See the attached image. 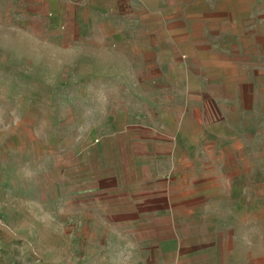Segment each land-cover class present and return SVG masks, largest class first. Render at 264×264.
<instances>
[{"label": "rangeland", "instance_id": "rangeland-1", "mask_svg": "<svg viewBox=\"0 0 264 264\" xmlns=\"http://www.w3.org/2000/svg\"><path fill=\"white\" fill-rule=\"evenodd\" d=\"M195 1L0 0V183L17 181L15 189L21 188L19 220L7 224L15 231L0 224L1 264H131L119 261L123 247L111 232L98 229L94 216L86 217L84 245L67 252L60 210L47 201L56 195L47 172L53 155L99 140L95 130L102 114L139 110L134 94L177 91L164 62L166 47L173 30L183 31V44L204 41L205 21L196 23ZM180 61L184 66L191 59L183 53ZM246 90L252 103L245 104L246 112L252 113L259 97H252L253 88ZM220 143L215 137L208 155L198 146L186 152L194 158L190 169L211 173L212 187L220 192L212 219L228 220L227 229L214 233L228 246L229 263L264 264V134L249 119L244 136ZM204 186L198 181L189 187ZM196 201L204 208L206 202ZM69 233L76 243L78 232Z\"/></svg>", "mask_w": 264, "mask_h": 264}, {"label": "crops", "instance_id": "crops-1", "mask_svg": "<svg viewBox=\"0 0 264 264\" xmlns=\"http://www.w3.org/2000/svg\"><path fill=\"white\" fill-rule=\"evenodd\" d=\"M217 1L194 2L196 23L205 21L204 41L190 38L183 44L178 40L183 31L169 33L173 42L166 47L164 62L176 92L167 90L158 97L134 94L139 110L102 114L95 130L99 140L87 139L78 149L52 156L54 165L47 174L54 179L56 195L46 197L60 210L67 252L70 246L84 245L86 217L94 216L100 221L98 229L111 232L110 238L123 247L121 262L230 264L225 255L229 248L217 238V232L229 227L228 220L212 219L213 198L220 192L212 187L211 173L192 172L194 158L186 152L198 146L208 155L215 137L223 144L231 135L244 136L249 119L264 134V0ZM184 46H189L188 52ZM183 53L190 64L180 63ZM197 74L204 86L197 84ZM247 88H253L252 97H259L252 113L246 112L245 104H252ZM0 159L4 165V155ZM198 181L205 186L189 187ZM16 186L17 181L0 183V224L5 231H15L7 224L19 220L21 188ZM197 199L206 202L204 208L194 205ZM70 231L78 232L76 243Z\"/></svg>", "mask_w": 264, "mask_h": 264}, {"label": "built area", "instance_id": "built-area-1", "mask_svg": "<svg viewBox=\"0 0 264 264\" xmlns=\"http://www.w3.org/2000/svg\"><path fill=\"white\" fill-rule=\"evenodd\" d=\"M1 251H2V246H1V242H0V264H1Z\"/></svg>", "mask_w": 264, "mask_h": 264}]
</instances>
